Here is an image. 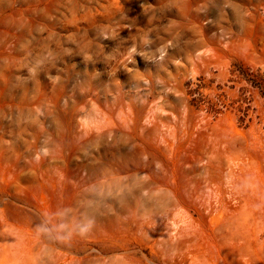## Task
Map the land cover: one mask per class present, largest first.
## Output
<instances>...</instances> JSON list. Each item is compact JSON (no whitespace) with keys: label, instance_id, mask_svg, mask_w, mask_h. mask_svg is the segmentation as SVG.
<instances>
[{"label":"rangeland","instance_id":"obj_1","mask_svg":"<svg viewBox=\"0 0 264 264\" xmlns=\"http://www.w3.org/2000/svg\"><path fill=\"white\" fill-rule=\"evenodd\" d=\"M0 264H264V0H0Z\"/></svg>","mask_w":264,"mask_h":264},{"label":"clouds","instance_id":"obj_2","mask_svg":"<svg viewBox=\"0 0 264 264\" xmlns=\"http://www.w3.org/2000/svg\"><path fill=\"white\" fill-rule=\"evenodd\" d=\"M60 227L62 228L63 226L61 225ZM40 230H41V231H48V229H46V228H41ZM87 230H88V229H87L86 227L81 228V229H80L81 235H83ZM59 238H60V239H64L65 237H59Z\"/></svg>","mask_w":264,"mask_h":264}]
</instances>
